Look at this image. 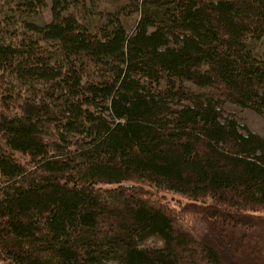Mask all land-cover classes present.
Returning a JSON list of instances; mask_svg holds the SVG:
<instances>
[{
  "label": "trees",
  "instance_id": "16d2710c",
  "mask_svg": "<svg viewBox=\"0 0 264 264\" xmlns=\"http://www.w3.org/2000/svg\"><path fill=\"white\" fill-rule=\"evenodd\" d=\"M241 111L264 118V0H0V262L264 264Z\"/></svg>",
  "mask_w": 264,
  "mask_h": 264
},
{
  "label": "rangeland",
  "instance_id": "374dc122",
  "mask_svg": "<svg viewBox=\"0 0 264 264\" xmlns=\"http://www.w3.org/2000/svg\"><path fill=\"white\" fill-rule=\"evenodd\" d=\"M241 116L244 118V122L248 128H250L253 131L264 134V118L251 111H241ZM155 199L163 201V203L170 209L173 208V209H181L182 211H186L187 213H185V221L189 227H196L197 222H200V220L203 218L210 219L209 216L211 215V213L207 212V210L209 209L207 206L192 204L191 202H189L188 200H186L181 196L171 195L168 193H160L155 196ZM260 213H257V216L259 217L260 215V218L264 219V214H260ZM212 227L211 229H213V232H215V229ZM217 240H219V242H223L221 238ZM220 251L224 253L223 254L224 256H226L225 252H227V249L225 243L223 246H221ZM0 264H6V263L0 262Z\"/></svg>",
  "mask_w": 264,
  "mask_h": 264
}]
</instances>
